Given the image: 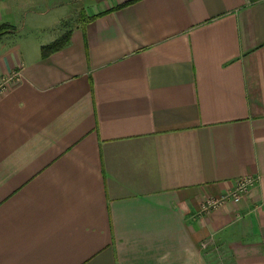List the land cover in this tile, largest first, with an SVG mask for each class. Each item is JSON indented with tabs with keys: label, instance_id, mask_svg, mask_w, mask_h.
<instances>
[{
	"label": "crops",
	"instance_id": "0c3cea01",
	"mask_svg": "<svg viewBox=\"0 0 264 264\" xmlns=\"http://www.w3.org/2000/svg\"><path fill=\"white\" fill-rule=\"evenodd\" d=\"M63 2L0 0V264H264V0Z\"/></svg>",
	"mask_w": 264,
	"mask_h": 264
},
{
	"label": "built area",
	"instance_id": "2783aa9c",
	"mask_svg": "<svg viewBox=\"0 0 264 264\" xmlns=\"http://www.w3.org/2000/svg\"><path fill=\"white\" fill-rule=\"evenodd\" d=\"M18 78L17 72H12L11 74L4 76L0 79V93L4 92L8 85L15 79ZM255 179L250 176H245L239 178L235 181L231 189L227 190L224 193H221L218 196L208 197L205 199L202 204L201 210L203 212H210L216 210L223 206L228 201L237 202L251 187Z\"/></svg>",
	"mask_w": 264,
	"mask_h": 264
},
{
	"label": "rangeland",
	"instance_id": "374dc122",
	"mask_svg": "<svg viewBox=\"0 0 264 264\" xmlns=\"http://www.w3.org/2000/svg\"><path fill=\"white\" fill-rule=\"evenodd\" d=\"M50 2H51V0H50ZM82 2H83V0H64V2H63L64 3V5H63L64 7L62 8L63 14H62V16L61 15L59 16V17L63 18V20H62L63 23L60 22V20H59V22H60V24L62 23V25L64 26L65 29L69 28V26H71V25H74L76 23V21H78L81 18V16L78 13V11H80V7L82 5ZM69 3H71V4L69 5ZM49 8H51V7H49ZM50 17H51V14H49L48 16L43 18L42 23H46V21ZM41 31L46 32V33H43L44 36H45V34H48V36H50L51 33H53V30H44V29H42ZM64 33L67 34L68 32L65 31Z\"/></svg>",
	"mask_w": 264,
	"mask_h": 264
},
{
	"label": "trees",
	"instance_id": "16d2710c",
	"mask_svg": "<svg viewBox=\"0 0 264 264\" xmlns=\"http://www.w3.org/2000/svg\"><path fill=\"white\" fill-rule=\"evenodd\" d=\"M10 31H12V28H10L9 26L0 25V35L7 33V32H10ZM68 36H69V34L67 33L64 36H62L61 38L54 41L53 43H51L45 47H42V55L47 56L50 53L60 49L67 42Z\"/></svg>",
	"mask_w": 264,
	"mask_h": 264
}]
</instances>
